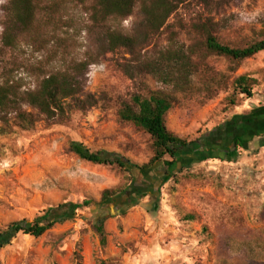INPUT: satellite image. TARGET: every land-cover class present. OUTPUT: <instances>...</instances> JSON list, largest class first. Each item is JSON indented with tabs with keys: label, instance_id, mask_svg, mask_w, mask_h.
Segmentation results:
<instances>
[{
	"label": "rangeland",
	"instance_id": "1",
	"mask_svg": "<svg viewBox=\"0 0 264 264\" xmlns=\"http://www.w3.org/2000/svg\"><path fill=\"white\" fill-rule=\"evenodd\" d=\"M8 1L0 0V83L14 84L20 92L33 90L44 74L99 54L102 31L93 26L89 11L94 0H36L37 29L20 35L14 49L2 45ZM206 19L217 24L219 40L232 48L264 39V0H185L143 53L166 49L173 42L189 45L188 27ZM140 21L137 6L131 18L109 25L128 34ZM115 59L111 54L99 58L83 80L85 92L102 99L97 107L74 111L60 122L47 121L21 104L22 111L35 115L33 128L19 127L15 113L9 115L8 126L0 122V231L16 221L32 222L59 205L98 203L105 190L129 191V201L137 205L124 206L118 200L106 208L95 204L56 223L39 239L19 234L0 251V264H161L164 251L174 254L185 248L188 259L173 264H264V202L245 199L233 180L211 168L214 161L184 164L163 187L154 211L156 198L140 196L133 181L162 179V166L142 175L127 173L82 161L70 151L71 143H79L94 153H117L139 166L153 156L146 132L118 117L117 99L128 98L136 83L118 70ZM207 64L213 73L228 78V85L209 93L198 79V90L178 94L166 118L172 133L190 141L215 137L223 123L250 113L258 99H264V52L238 65L221 57H210ZM241 75L255 81L252 100L232 85ZM146 82L152 89L162 87L151 79ZM104 216L112 218L104 224L103 247L94 225Z\"/></svg>",
	"mask_w": 264,
	"mask_h": 264
},
{
	"label": "trees",
	"instance_id": "2",
	"mask_svg": "<svg viewBox=\"0 0 264 264\" xmlns=\"http://www.w3.org/2000/svg\"><path fill=\"white\" fill-rule=\"evenodd\" d=\"M185 0H94L89 8L93 26L102 31L99 43V54L83 61H74L63 69L44 74L38 86L33 90L20 92L11 83H0V122L9 125V115L19 127L31 129L37 119L34 114L22 111L19 105H25L47 121H64L74 111L86 112L97 107L101 98L85 92L84 78L90 65L99 58L111 54L118 70L130 81L136 83L134 92L128 98H118V117L121 122L130 123L143 130L150 137L153 156L147 164L135 165L114 152H91L83 144L71 143L70 151L80 160L105 167H117L127 173L144 171L155 172L162 166L163 177L149 181H133L141 190L140 196L154 197V211L158 208V197L163 187L175 179L176 173L184 170L185 165L204 162L212 158L218 151L231 157V148L222 150L225 142H231L232 152L244 143L242 137L248 133L247 127L254 119L247 116H236L217 128L218 134L205 135L190 141L172 133L166 123L168 113L177 104L178 94H188L198 90L197 81L204 80L202 88L209 93L215 92L229 83L228 78L213 73L207 64L210 57L228 59L231 63L240 64L264 52V39L254 42L245 48H232L223 44L218 37V26L212 19L195 22L188 27L189 45L176 43L166 49L143 53L157 40L161 32L167 28L169 19L177 13ZM139 6L141 21L131 33H123L112 28L110 21L121 22L131 18ZM36 0H9L5 8L6 21L2 45L14 49L19 36L34 33L38 20ZM49 19V18H48ZM47 19V20H48ZM147 79H151L162 87L152 89ZM255 81L245 75L236 78L232 85L239 95L247 99L253 97L252 86ZM237 134H240L238 136ZM210 141V142H209ZM210 143L209 148L208 143ZM131 193L126 190H105L98 203L92 200L81 205L63 204L49 208L32 222L24 219L9 224L0 231V251L19 234L41 238L56 223L72 219L77 210L89 208L95 204L103 208L118 200L124 206L134 207L137 201H129ZM110 216L97 218L94 228L100 237L101 246L107 244L104 224ZM189 220H192L190 218ZM78 261L81 257L76 255ZM102 264H109L103 262Z\"/></svg>",
	"mask_w": 264,
	"mask_h": 264
},
{
	"label": "crops",
	"instance_id": "3",
	"mask_svg": "<svg viewBox=\"0 0 264 264\" xmlns=\"http://www.w3.org/2000/svg\"><path fill=\"white\" fill-rule=\"evenodd\" d=\"M253 97L249 100H252ZM263 101V103H262ZM254 110L247 109L250 113L236 114V116H247L253 118L254 121L247 127L248 133L242 137L244 143L237 150L232 152L233 147L231 142H225L221 149H230L231 157H227L217 150L218 146L214 145L216 152L213 153L211 159L205 162L194 163L191 166H197L209 161L211 168L216 167L224 178L233 180L239 191L244 193V198L252 197L255 201L264 202V99L260 97L257 103L253 106ZM254 114V115H253ZM232 117V118H233ZM231 118V119H232ZM230 119V120H231ZM240 136V134H237ZM231 171H236V177H232ZM215 174V173H214ZM231 177V178H230ZM264 204V203H263ZM260 205H257L259 207ZM191 246H189L190 249ZM186 251L181 250L178 253L172 254L168 250L164 251V259L161 264H173V262H182L188 259V248ZM191 251H189L190 253Z\"/></svg>",
	"mask_w": 264,
	"mask_h": 264
}]
</instances>
